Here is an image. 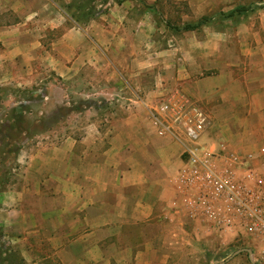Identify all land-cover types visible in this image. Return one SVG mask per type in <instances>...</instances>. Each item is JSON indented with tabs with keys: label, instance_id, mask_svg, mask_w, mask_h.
<instances>
[{
	"label": "crops",
	"instance_id": "crops-1",
	"mask_svg": "<svg viewBox=\"0 0 264 264\" xmlns=\"http://www.w3.org/2000/svg\"><path fill=\"white\" fill-rule=\"evenodd\" d=\"M8 14L18 21L0 23L4 62L33 63L35 76L42 65L63 81L92 75V96L113 101L116 110L106 133L89 119L80 137L33 157L31 186L52 194L51 211L40 207L22 217L33 224L38 213L45 227L33 235L42 229L48 244L44 253L24 249L23 256H34L35 264H166L167 233L176 237L185 221L215 226L195 192L180 185L181 142L157 135L150 122L148 109L169 93L205 111L201 146L221 158L236 156L238 172L252 171L264 193V44L257 45V78L247 80L218 67L222 50L210 40L185 37L156 54L165 43L152 37L151 10L117 4L85 28L73 22L53 40L51 33L69 19L53 0H0V15ZM221 218L226 221L224 213Z\"/></svg>",
	"mask_w": 264,
	"mask_h": 264
},
{
	"label": "rangeland",
	"instance_id": "rangeland-1",
	"mask_svg": "<svg viewBox=\"0 0 264 264\" xmlns=\"http://www.w3.org/2000/svg\"><path fill=\"white\" fill-rule=\"evenodd\" d=\"M53 1L69 19L66 18L63 26L54 30L49 39L59 37L64 29L73 25L75 21L71 15L79 16L76 8L80 5L85 8V13L91 12L99 18L110 7L124 4L134 10L152 11L157 25L152 37L155 40L162 37L165 43L156 47V54L179 39L194 36L198 41L210 40V44L222 50L223 61L217 65L224 72L235 78H257V45L259 42L264 44V0ZM66 2L69 5L65 6ZM202 18L208 19L207 25L195 31L182 30L186 24H196ZM17 21L9 14L0 15L1 25L11 26ZM75 23L83 28L87 26L82 19ZM4 51L0 45V56ZM35 67V64L22 63L19 59L4 62L0 57V264H35L34 256H23L24 249L33 255L47 250L46 233L41 229L37 236L33 235L40 226L45 227L38 213L35 212L33 224L23 221L22 217L34 215V210L40 207L46 212L51 211L52 194L44 186L40 190L31 186L28 167L33 157L57 147L69 136L80 137L81 124L89 119L100 122V129L106 133L108 121L116 113L113 101L92 96L93 87L89 84L92 75H81L83 81L80 82L76 78L63 81L42 65L35 76L32 72L37 69ZM150 71L156 69L150 68ZM171 94L162 95L160 103ZM179 95L184 98L183 94ZM186 100L192 103L189 98ZM87 109H91V115H87ZM219 135H224L223 128ZM168 235L166 240H161L166 247V264H218L242 248L252 250L256 264H264V239L245 228L239 229L238 225L225 228L200 220L196 223L185 221L176 237L169 240ZM227 264L250 263L247 255L242 253Z\"/></svg>",
	"mask_w": 264,
	"mask_h": 264
},
{
	"label": "built area",
	"instance_id": "built-area-1",
	"mask_svg": "<svg viewBox=\"0 0 264 264\" xmlns=\"http://www.w3.org/2000/svg\"><path fill=\"white\" fill-rule=\"evenodd\" d=\"M148 115L159 136L169 135L181 142L185 160L178 179L185 193L195 192L196 205L211 217L207 220L225 228L238 225L264 239V193L257 176L250 170L239 173L237 164H242L236 156L221 158L201 146L209 124L205 111L172 93L162 103L150 107ZM223 160L233 166H222Z\"/></svg>",
	"mask_w": 264,
	"mask_h": 264
},
{
	"label": "trees",
	"instance_id": "trees-1",
	"mask_svg": "<svg viewBox=\"0 0 264 264\" xmlns=\"http://www.w3.org/2000/svg\"><path fill=\"white\" fill-rule=\"evenodd\" d=\"M81 6V5H80ZM78 7L76 8V10L79 11V16H74V15H71V18L79 23L80 20L82 19L84 21V24H87L90 20H92L93 18H95L94 14H92L91 12L89 13H85L83 8L82 7ZM85 9V8H84ZM79 21V22H78ZM208 23V19H205V18H202L200 19L196 24H186L184 27H183V31H195V30H198L200 29L201 27L207 25Z\"/></svg>",
	"mask_w": 264,
	"mask_h": 264
},
{
	"label": "water",
	"instance_id": "water-1",
	"mask_svg": "<svg viewBox=\"0 0 264 264\" xmlns=\"http://www.w3.org/2000/svg\"><path fill=\"white\" fill-rule=\"evenodd\" d=\"M242 253H245L247 255L250 264H256L255 261L253 260V257H252V250L249 248H242V249L236 250L229 257H227L222 262H219L218 264H227L233 258H235L236 256H238L239 254H242Z\"/></svg>",
	"mask_w": 264,
	"mask_h": 264
}]
</instances>
